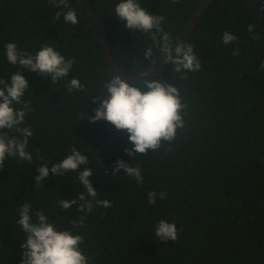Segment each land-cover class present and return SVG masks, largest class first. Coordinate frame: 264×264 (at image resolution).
<instances>
[{
  "label": "trees",
  "instance_id": "trees-1",
  "mask_svg": "<svg viewBox=\"0 0 264 264\" xmlns=\"http://www.w3.org/2000/svg\"><path fill=\"white\" fill-rule=\"evenodd\" d=\"M90 2L104 21L113 56L126 71L151 62L144 59L149 46L153 60L162 55L152 33L133 32L114 16L120 0ZM197 2L139 0L151 14L164 16L172 43ZM69 6L78 16L75 25L63 16L57 19V11L68 9L49 0H0V79L10 83L18 71L28 80L22 99L31 111L22 127L33 130L27 149L33 161L10 157L0 169V264H21L27 233L16 221L23 203L33 213L43 211L61 229L83 235L81 247L91 264H264V19L246 0H214L186 42L194 46L201 70L175 73L169 63L149 78L180 88L186 104L184 128L157 151L129 156L125 149L134 146L126 131L105 120H90L100 106L93 99L102 98L103 82L114 73L90 16L76 0H69ZM248 24L256 26L259 39L252 38ZM225 31L237 41L225 45ZM9 42L33 54L53 46L74 59V67L54 83L51 77L10 64L5 54ZM236 45L240 51L234 56ZM72 78L85 90L69 92ZM15 107L22 109L23 104ZM8 135L22 138L14 130ZM74 145L89 159L81 170L92 169L97 198L110 201L111 207L79 212L82 202L77 199L67 211L61 209V199L71 201L86 192L76 172L50 173L37 190L33 178L38 167L59 163ZM121 159L142 169V186L123 169L113 176ZM150 191L166 192L167 197L151 205ZM81 218L84 225L73 228L72 221L79 224ZM161 219L177 225L176 241L155 236Z\"/></svg>",
  "mask_w": 264,
  "mask_h": 264
},
{
  "label": "clouds",
  "instance_id": "clouds-1",
  "mask_svg": "<svg viewBox=\"0 0 264 264\" xmlns=\"http://www.w3.org/2000/svg\"><path fill=\"white\" fill-rule=\"evenodd\" d=\"M181 2V0H174ZM56 8L68 9L65 12L57 11L56 17L63 16L66 23L77 24L79 22L76 10L70 8L69 0H49ZM260 10L264 12V3H261ZM115 17L119 19L127 29L144 34L152 33L151 39L154 46L164 56L165 63L173 65L175 73L197 72L202 68L200 59L197 57L194 46L191 43H172L170 34L164 30V16L153 15L142 7L139 0H120L114 9ZM256 26L247 25V31L253 39H259L255 34ZM160 34L159 37L157 34ZM237 36L225 31L222 41L225 45L237 41ZM175 46L173 52V46ZM153 47L149 46L144 50V59L153 60ZM239 46H235L233 55H239ZM5 54L8 62L12 65H19L42 76L51 77L52 81L58 82L67 77L73 69L75 60L66 59L53 46L45 45L35 54L20 50L15 42L5 45ZM260 69L264 70V62H261ZM144 77L149 73L144 72ZM187 79V76H184ZM29 82L24 75L18 71L11 76V82L0 79V130H8L20 134V137L9 136L8 131L0 132V169L6 167L5 160L10 157H18L20 161H33V155L29 152V137L33 135L30 127H22L25 117L31 108L28 102L23 101ZM68 90L72 92L84 91L85 88L78 78H72L68 83ZM104 91L102 98H94L93 103L100 101V106L94 109L95 115L90 117L92 123L105 120L111 123L117 131H126L129 142L133 148H126L125 153L133 156L137 153L147 154L148 150L157 151L161 148L162 142L171 143L177 138L179 129L184 128L185 121L183 113L186 104L183 103L180 88L170 83H164L158 77L145 79L142 83H134L113 75L103 82ZM23 104L22 109L15 105ZM89 164L87 155L82 154L75 145L66 158L59 163L49 166L42 163L37 169V175L33 178L37 190L42 186V181L49 177V174L62 175L64 173L76 172L79 183L86 189L81 192L78 198L69 200L61 199L59 206L67 211L73 204H78L77 199L82 203L78 204L79 212L91 213L94 206L104 208L111 207L108 200L98 199V192L91 179L93 171L91 168L83 167ZM123 169L124 173L133 177L138 185H143L144 176L139 166H129L124 160L115 162L113 176ZM108 174V173H106ZM148 203L155 205L157 199L164 200L166 192H148ZM89 197L91 199H89ZM19 219L16 223L27 233V239L22 243L24 249L21 264H91V257L85 255L82 250L84 236L71 229H61L56 221L49 222L48 215L43 211L32 212L29 203H23L17 209ZM73 228L82 227L84 220L81 218L79 224L72 221ZM155 236L161 241H176L178 239L177 225L161 219L156 226Z\"/></svg>",
  "mask_w": 264,
  "mask_h": 264
},
{
  "label": "water",
  "instance_id": "water-1",
  "mask_svg": "<svg viewBox=\"0 0 264 264\" xmlns=\"http://www.w3.org/2000/svg\"><path fill=\"white\" fill-rule=\"evenodd\" d=\"M81 7L85 10V12L90 16L94 29L96 31V34L98 36V39L100 41V44L102 46L103 52L108 60V62L112 66V71L114 75H118L122 78H125L130 81H137V80H145L149 79L152 76L156 75L161 69H163L165 66H167L169 63H165L166 54L164 56H160L158 59H156V63L153 64V62H149L142 66L140 69L128 72L126 71L115 59L113 56L106 36V29L103 19L99 16V14L96 12L95 8L91 4L90 0H76ZM249 5L252 7L255 14L264 19V12L260 10L261 6L257 3L256 0H246ZM214 2V0H198L193 13L191 14V17L186 22L183 29L179 32L176 41L173 43H186L189 37L192 35L193 31L195 30L197 24L203 17L204 13L207 11L209 6ZM175 46H173V52L175 49ZM148 72L149 76L144 77L143 73Z\"/></svg>",
  "mask_w": 264,
  "mask_h": 264
}]
</instances>
